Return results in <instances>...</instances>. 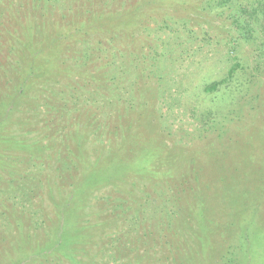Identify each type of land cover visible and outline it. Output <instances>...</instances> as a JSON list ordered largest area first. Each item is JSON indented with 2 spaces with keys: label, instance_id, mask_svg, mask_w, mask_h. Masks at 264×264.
I'll return each mask as SVG.
<instances>
[{
  "label": "rangeland",
  "instance_id": "374dc122",
  "mask_svg": "<svg viewBox=\"0 0 264 264\" xmlns=\"http://www.w3.org/2000/svg\"><path fill=\"white\" fill-rule=\"evenodd\" d=\"M258 2L0 0V264H264Z\"/></svg>",
  "mask_w": 264,
  "mask_h": 264
},
{
  "label": "trees",
  "instance_id": "16d2710c",
  "mask_svg": "<svg viewBox=\"0 0 264 264\" xmlns=\"http://www.w3.org/2000/svg\"><path fill=\"white\" fill-rule=\"evenodd\" d=\"M258 4L260 6V9H261V12H262V15H263V18H264V1L259 0ZM256 10H257V7H256ZM263 26H264V23H263ZM226 79L227 78L222 79L221 81H215L211 85L207 86L206 89L209 90V91H214V90H216L219 87L220 84H223L226 81ZM170 170H171V168H170ZM148 171L154 173L155 170H150L149 169Z\"/></svg>",
  "mask_w": 264,
  "mask_h": 264
}]
</instances>
